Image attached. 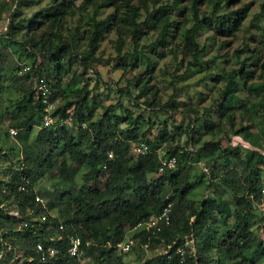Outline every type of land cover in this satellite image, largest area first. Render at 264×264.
I'll return each mask as SVG.
<instances>
[{"label":"trees","instance_id":"trees-1","mask_svg":"<svg viewBox=\"0 0 264 264\" xmlns=\"http://www.w3.org/2000/svg\"><path fill=\"white\" fill-rule=\"evenodd\" d=\"M52 1V13L58 19L73 5L75 0ZM177 1L172 0L170 4L163 5V8L159 7V10L166 13L167 9L172 8ZM197 1L190 0L192 22L189 27L183 30L181 46L183 51L190 55L193 66L201 65L202 61L199 56L205 49V46H200L196 40V33L200 26L205 25L212 31L218 32L224 25L220 14L216 13L215 5L209 12L200 13L196 7ZM130 11L129 17L133 21L136 8L132 7ZM103 26V20L94 21L93 32L88 35V49L78 57L82 67L81 74H83L85 81L72 90L75 96L73 99L65 100L58 105L55 104L52 112L57 117H68L69 123L39 127L42 109L38 100L33 98L32 84L35 80L44 78L51 91L50 99L56 98L60 93V77L64 73L65 62L63 59L65 53L62 51V47L50 48L41 36L34 39L27 32L24 33L20 43L15 41L12 35L14 31L18 30V27L11 22L8 24L7 37L0 41V95L4 90V85H7L4 82H9L11 88L21 92V98L16 100L15 109L19 115L16 124L27 133L33 125L37 126L38 130L33 148L23 152L21 150L15 159L10 158L11 163L7 164L9 166L4 169L0 166V208H8V210L0 213L1 223L6 229L4 232L3 230L0 231L1 237L3 238L4 235L8 234L20 236L19 243L15 245L10 243L9 245L21 252L22 259L20 258V260L27 264H77V259L70 256L66 251L69 245V234L78 235L81 239L83 257L87 258L82 264H102L104 261H107L104 264H109V260L119 263L118 256H113V252L115 251V243L125 237L123 227L125 225L131 226L137 221L159 212L162 206L169 201L172 208L168 223L163 225L158 232L139 231L135 233L134 236H138L137 243L139 246L144 243L147 244V248H155L157 245L167 243H172V246H175L182 242L184 236H189L192 239L193 251H186L184 264H206L208 261L224 264L221 260L222 257L229 262L231 261L232 264H259L260 261L264 260V241L260 234V231H264V218L254 210L248 195L256 196L262 187L260 185L259 165L264 164V156L258 151L243 148L239 144L226 143L227 145L222 148L224 153L221 152L219 156L227 159L232 153L237 157V161L234 166H225V161L219 163V166V164L214 163L216 158H211L206 163L209 168L207 184L214 185L215 181H220L229 187L232 191L233 208L228 207L227 200L221 199L214 193L209 197L208 195L204 197L195 207L191 206V202L187 203V193L200 181L199 178L195 182L186 178L189 163L197 160L200 153L209 155L215 147L218 148L217 143L203 140L196 149L189 150L186 145L182 146L175 142L174 145L162 150L161 153L156 152V149L161 147L167 138L168 123L166 118L159 121L160 118L155 114L154 117L161 123V126L151 137L150 130L155 126V120L146 118L145 124L142 113L151 112L155 106L159 105V102L147 98L145 83L134 94L136 99L142 100L140 102L136 100L135 104L132 105L140 108V112L134 113L132 107L127 108L125 116L117 120L119 117L116 112L114 114V112H110L112 108L104 106L101 114L94 115L95 109L101 104L92 99L91 89L88 85L89 75L92 72L98 75V72L90 69L89 65L94 60L92 55L98 45ZM135 31L136 29H134ZM131 37L132 41L136 38L133 33ZM12 42L19 44L18 56L25 53L27 57H32V61L29 68L21 73L17 71L25 63L16 64L14 73L9 76L10 80H7L5 67L7 62H12L14 58V53L10 48ZM164 47L166 46L164 45ZM35 54H39V57H34ZM66 56L68 63L71 62L72 55L68 53ZM73 56L76 57V55ZM141 57L146 60L148 65L149 60L143 55ZM253 64L258 66L264 78V63H257L254 60ZM143 69L146 71L145 76H147L149 69L145 67ZM228 72L225 77L220 78L222 81L220 106L222 109H228L220 111L218 115H226L229 119L230 114L227 111L232 106L228 104V99H236L239 107H245L243 100L237 97V91L245 90L250 94H257L258 90L257 84H250L247 81L251 75L248 70L238 68V70L232 69ZM235 72L238 74L235 75ZM219 77L215 76L214 80L220 81ZM259 89H262L259 92L263 97L260 108L263 111L264 122V83L259 85ZM119 90L122 95L125 91L130 92L127 87ZM168 107V111L174 109L176 102H172ZM113 108L117 110L115 107ZM205 110H209V108ZM144 124L145 127L141 130ZM213 128V121L211 119L207 121L206 118L204 122L205 133L218 131V129L214 131ZM241 130H243L242 135L238 132L234 135L241 138L251 136L246 127H242ZM16 136L17 133L15 138ZM189 139V142L193 140L191 136ZM132 142L145 143L149 151L140 154L131 153L130 144ZM18 144L21 146V143ZM10 149L11 147H9ZM243 149L250 151L244 157L240 155V151ZM54 153L59 159L53 157ZM64 153L78 166L85 169L81 175L85 181H95L106 171L103 188L101 190L88 188L87 193L79 196H72L70 189L56 193L53 197L45 192L43 196L47 199H44L43 206L34 199L36 192L32 190V184L42 175L45 167L55 169L57 176L65 182L71 178L70 170H74V167L68 166L66 160L60 157ZM108 153H111V156H108ZM161 156H174L175 167L158 172V158ZM0 158L3 162L8 161L6 154L3 157L0 154ZM227 162L228 160H226ZM237 166H240V170H237ZM220 167H224V170L220 171ZM130 173L135 175L134 187L131 191L124 192L122 178ZM147 173H153L155 176L148 178ZM23 178L27 180L25 183L27 189L18 190L17 186L23 182ZM166 185H169V191L165 190ZM217 193L221 194L222 190ZM70 200L73 201L72 211L69 209L72 205ZM61 203L66 206V209L60 210L57 215H51L49 213L50 208L60 206ZM186 206L189 208L188 212L185 211ZM9 209L16 210L21 215L22 220H27L28 224L18 228L16 224L21 219L9 214ZM26 209H30L33 215L44 213L46 219L44 221H32L28 219L25 213ZM230 214L234 217L233 221L230 225H225L218 233L216 227H213L216 215L227 217ZM190 216H194L193 220L189 219ZM252 216H255V224V220H251ZM102 218H106V221H103ZM47 223L52 224L56 229L61 224L60 233L62 237L60 239L49 240L46 233L49 234L50 230L45 231ZM253 224L256 232L252 230ZM213 237L214 239L217 237L215 245L218 248L213 246ZM4 242V239L0 240L1 250L6 248ZM36 242L41 243L43 247L54 246L55 253L48 256L44 251L45 258L41 259V251H37L35 248ZM85 242L87 244H84ZM248 245L250 247H246ZM214 249L217 252L216 257L210 256V252ZM169 253L168 257L166 255L168 253L147 256L144 262L169 264L176 260L173 247ZM4 255L6 259L12 258L10 248Z\"/></svg>","mask_w":264,"mask_h":264},{"label":"rangeland","instance_id":"rangeland-1","mask_svg":"<svg viewBox=\"0 0 264 264\" xmlns=\"http://www.w3.org/2000/svg\"><path fill=\"white\" fill-rule=\"evenodd\" d=\"M171 2L172 0H75L61 18L56 19L52 13V0H0V21L8 18L9 22L18 27L12 37L19 43L27 32L34 39L41 36L50 48L62 47L65 53L64 73L60 77V93L54 98L55 104L58 105L65 100L73 99L75 96L72 90L85 81L81 74L82 67L78 57L88 49V35L93 32L94 21L103 20L104 26L92 55L94 60L89 65L90 69L98 72V75L95 72L89 75L88 85L92 99L101 104L95 109L94 115L101 114L104 106L112 108L110 112L114 114L116 112L119 117L117 120L125 116L127 108L132 107L134 113L140 112V108L132 105L136 100L139 102L142 100L136 99L134 94L145 83L147 98L159 102V105L155 106L151 112L142 113L145 124L146 118L155 120V126L150 130L151 137L161 126L159 123L161 119L166 118L168 123L167 138L156 152L161 153L175 142L182 146L186 145L189 150L196 149L203 140L217 143L218 148L215 147L209 155L200 153L197 160L189 163L186 178L194 182L199 178L200 181L187 193L186 202H191V206L195 207L204 197L214 193L221 199L227 200L228 207L233 208L232 191L229 187L220 181H215L214 185L207 184L209 168L206 163L211 158H216L215 164L225 161V166H234L237 157L232 153L227 159L219 155L221 152L224 153L222 148L227 145L226 143L231 142L228 138L236 132L243 133L242 127H246L251 136L238 137L239 141L236 143H242L243 148L258 151L264 156V122L263 111L260 108L263 97L259 92L262 90L259 89V85L264 83V78L258 66L253 64L254 60L257 63H264V0H198L196 2L200 13L209 12L215 5L216 13L220 14L224 22L218 32L212 31L205 25H201L198 29L196 40L200 46H205L199 56L202 61L200 66H193L190 55L181 48L183 30L192 22L190 0H178L172 8L167 9L166 13L159 10V7L163 8V5ZM132 7L136 8L133 21L129 17ZM134 29H136L135 32ZM132 33L136 36L134 41L131 39ZM10 44L14 58L12 62H7L5 67L7 80H10L9 76L14 73L16 64L24 62L25 65H29L32 61V57H27L25 53L18 56L19 44L16 42ZM68 53L73 58L69 63L66 56ZM141 55L149 60L148 65ZM34 57L38 58L39 54H35ZM144 67L149 69L147 76H145ZM238 68L251 72L247 81L250 84H257L258 91L257 94H250L245 90L237 91L236 95L243 100L245 107H239L236 99H228V104L232 106L227 111L230 114L228 119L226 115H218L220 111L228 109H222L220 106L222 100L220 78L225 77L228 71L238 70ZM236 74L238 72H235ZM215 76H220V81H215ZM4 83L7 85H4L0 95V154L2 157L6 154L8 161L3 162L0 158V166L3 169L11 163L10 158L15 159L21 150L28 151L35 146V135L38 130V127L33 125L27 133L17 126L16 119L19 115L15 109L16 100L21 98L22 93L11 88L9 82ZM126 87L130 92L125 91L122 95L119 89ZM172 102H176V107L168 111V106ZM207 108L209 110H205ZM155 114L160 118L159 121L154 117ZM206 118L207 121L208 119L213 121V129L218 131L205 133ZM145 124L142 125L141 130ZM10 127L17 128V139L15 135H9ZM189 136L193 138L191 142H189ZM18 143H21V146ZM9 147H11L10 150ZM249 152L243 149L240 155L244 157ZM53 157H57L56 153ZM60 157L66 160L68 166L74 167V170H70L72 177L65 182L57 176L55 169L45 167L42 175L32 184L35 194L46 200L47 198L43 196L45 192L53 197L56 193L70 189L72 196H79L87 193L88 188L100 190L103 188L106 171L95 181H85L81 177L85 170L82 166H78L69 159L66 153L61 154ZM226 160H228L227 163ZM12 165L14 166V163ZM223 168L220 167V171H223ZM236 168L240 170V166ZM134 176L130 173L122 178L124 192H129L134 187ZM146 176L152 178L155 174L147 173ZM259 176L260 185L264 186V164L259 165ZM169 189V185H166L165 190L169 191ZM221 190L222 193L218 194L217 192ZM62 201L64 202L65 199ZM71 203L70 211L73 210V201L70 200ZM59 205L50 208L49 213L57 215V212L66 209L63 203ZM6 210H8L7 207H2L0 213ZM185 211H189L187 206ZM231 214L227 217L216 215L213 227H216L218 233L225 225L231 224L234 219ZM193 218L194 216L189 217L190 220ZM248 219L250 221V218ZM102 220L106 221V218ZM251 220H255L254 224L256 223L255 216H252ZM254 224L252 230L256 232ZM2 230L4 232L6 229L3 228L0 220V231ZM216 238L212 239L214 248H218L215 245ZM2 239L5 241V246H8L5 250L10 248L13 256L6 259L5 250L0 249V264H19L22 254L9 244L19 243L20 236L8 234ZM162 248L163 245L144 248L136 242L126 253L113 252V256H118L119 263H114L113 260L108 262L109 264H143L147 256L162 251ZM216 254V249L210 252L212 257H216ZM221 260L224 264H232L223 257ZM263 262L264 260L259 264H264ZM206 264L216 263L208 261Z\"/></svg>","mask_w":264,"mask_h":264},{"label":"built area","instance_id":"built-area-1","mask_svg":"<svg viewBox=\"0 0 264 264\" xmlns=\"http://www.w3.org/2000/svg\"><path fill=\"white\" fill-rule=\"evenodd\" d=\"M9 20L8 18H4L0 21V41L3 40V38L7 37V33L9 30L8 27ZM29 68V65H21V68L17 71L18 73L24 72ZM33 88V98L37 99L40 107L42 109L41 117L39 121V127H46L50 126L52 124H66L69 123L68 117H57L52 114L55 107L54 99H50V88L44 78H39L37 81L32 84ZM84 124V123H83ZM82 124V125H83ZM8 132L10 136L16 135L17 128L10 127L8 128ZM236 137L235 139H233ZM238 135H233L229 138L231 142L229 144L235 145V144H241L242 143H236L238 140ZM243 142V141H242ZM149 149L147 145L143 142H132L130 144V152L133 154H140L144 152H148ZM108 156H111V153H108ZM175 167V157L174 156H161L158 158V166L157 171L161 172L165 170L166 168H174ZM206 167V166H205ZM204 167V168H205ZM206 169V168H205ZM22 183L18 184L17 189L18 190H26L25 183L27 182L26 179H22ZM248 198L251 200V204L256 212H258L263 218H264V186H262L258 194L255 196L253 194H249ZM34 199L40 202L44 206V199L41 198L38 194L34 195ZM171 202L167 201L159 212L152 214L144 219H141L137 221L135 224L128 226L125 225L124 228V238L115 243V251L118 253H126L131 250L132 246L138 242V236H134L135 233L139 231H160L162 229V226L167 224L170 219V211H171ZM9 214L16 216L18 219H21L20 222L17 225L18 228H21V226H26L28 224L27 220H22L21 215L16 210H10L8 211ZM25 213L28 217V219L34 221H44L46 219V215L44 213L40 214H32L30 209H26ZM61 224L58 225L57 229L53 227L52 224L47 223L45 225V231H49L46 233L47 236H49V240H55L60 239L62 237L60 233ZM261 237L264 241V231H260ZM2 237H0V240ZM69 245L66 248V251L70 256H73L77 259V264H82L86 261V257H83V250H82V244L81 239L78 235H68ZM84 244H87L85 242ZM144 248H147V244H142ZM8 247V246H6ZM173 247V252L176 254V260L174 262H171L169 264H184L185 259V253L186 251H193L192 247V239L189 236H184L182 239V242L179 244H176L175 246H172V243H167L163 245L162 251H157L155 254L160 253H168L166 254L167 257L170 255V249ZM35 248L37 251H41L40 258L44 259L45 254L44 251H46V255H53L55 253L54 246L47 245L43 247V245L39 242L35 243ZM5 250V249H3ZM43 251V252H42ZM5 254V252H4ZM19 264H26L23 263L21 260L19 261ZM143 264H149L144 262Z\"/></svg>","mask_w":264,"mask_h":264},{"label":"clouds","instance_id":"clouds-1","mask_svg":"<svg viewBox=\"0 0 264 264\" xmlns=\"http://www.w3.org/2000/svg\"><path fill=\"white\" fill-rule=\"evenodd\" d=\"M229 143V142H228ZM235 145H238V144H235ZM239 145H241V144H239ZM242 146V145H241ZM242 147H244V146H242ZM7 251V249L5 250V252ZM120 254V253H119Z\"/></svg>","mask_w":264,"mask_h":264},{"label":"crops","instance_id":"crops-1","mask_svg":"<svg viewBox=\"0 0 264 264\" xmlns=\"http://www.w3.org/2000/svg\"><path fill=\"white\" fill-rule=\"evenodd\" d=\"M0 237H1V235H0Z\"/></svg>","mask_w":264,"mask_h":264}]
</instances>
